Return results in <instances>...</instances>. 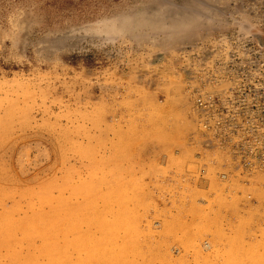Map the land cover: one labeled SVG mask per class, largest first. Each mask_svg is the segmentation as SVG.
I'll list each match as a JSON object with an SVG mask.
<instances>
[{
    "label": "rangeland",
    "instance_id": "374dc122",
    "mask_svg": "<svg viewBox=\"0 0 264 264\" xmlns=\"http://www.w3.org/2000/svg\"><path fill=\"white\" fill-rule=\"evenodd\" d=\"M237 116L264 120V0H0V264H264Z\"/></svg>",
    "mask_w": 264,
    "mask_h": 264
},
{
    "label": "built area",
    "instance_id": "2783aa9c",
    "mask_svg": "<svg viewBox=\"0 0 264 264\" xmlns=\"http://www.w3.org/2000/svg\"><path fill=\"white\" fill-rule=\"evenodd\" d=\"M230 95H231V99L229 100L230 102H231V106H232V108L234 109V113L235 114H237V115H239V113H240V109L241 108H239L238 107V99L240 98V96L242 95V93L239 91V90H236V92L235 93H232L231 91H230ZM197 104L199 105V106H201V105H205L203 102H202V100H201V98H197ZM253 110L254 109H252L251 110V112H253ZM255 111H257V109L255 110ZM242 112H246L245 110H243ZM240 116V115H239ZM237 119H240V121H239V123H237V121H235V120H237ZM247 119V118H246ZM249 120V119H248ZM248 121H246V122H244L242 119H241V117H232L231 118V121H229L228 123H227V127H231V126H236V127H244L245 126V124H247V125H251L250 127L252 128V129H264V120H262V121H260L259 123H257L258 121H254V123H252L251 121L249 122V123H247ZM257 143H258V146H260L261 147V145H263L264 143H262L261 142V140H257ZM262 148V147H261ZM257 157H258V159L259 160H264V152L262 151V152H260L259 154H257Z\"/></svg>",
    "mask_w": 264,
    "mask_h": 264
}]
</instances>
